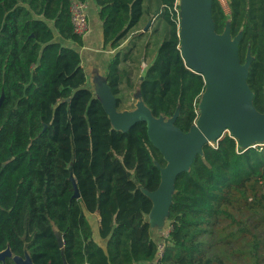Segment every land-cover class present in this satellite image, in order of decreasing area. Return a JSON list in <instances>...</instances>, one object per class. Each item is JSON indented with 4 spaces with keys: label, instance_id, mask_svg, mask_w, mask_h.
I'll list each match as a JSON object with an SVG mask.
<instances>
[{
    "label": "trees",
    "instance_id": "trees-1",
    "mask_svg": "<svg viewBox=\"0 0 264 264\" xmlns=\"http://www.w3.org/2000/svg\"><path fill=\"white\" fill-rule=\"evenodd\" d=\"M94 1L104 46L115 50L106 79L117 109L134 107L140 83L154 116L177 114L188 132L206 83L182 56L178 0ZM71 3L0 0V252L34 264H264V142L240 147L226 133L206 144L175 181L168 236L155 238L149 192L166 161L146 122L116 130L88 87L80 52L66 44H84ZM229 7L213 0L215 29L239 37L242 64L252 56L247 81L264 112V0ZM140 20H152L156 40L150 28L136 31Z\"/></svg>",
    "mask_w": 264,
    "mask_h": 264
},
{
    "label": "water",
    "instance_id": "water-1",
    "mask_svg": "<svg viewBox=\"0 0 264 264\" xmlns=\"http://www.w3.org/2000/svg\"><path fill=\"white\" fill-rule=\"evenodd\" d=\"M183 1L179 3L182 56L188 68L202 74L206 83L198 104V117L188 132L175 125L177 114L171 118L154 116L141 99L140 83L134 94L138 100L136 106L121 111L117 109L106 74L97 75L91 82L92 88L88 86L103 104L116 130L126 131L136 122H146L151 142L166 161V166L161 168L158 188L149 192L153 208L147 219L152 231L156 225L168 223L175 181L180 173L190 169L197 155L203 154L206 144L218 143L226 133L235 137L240 147L264 142V112L256 109L254 92L247 81L252 56L248 55L242 64L239 37L233 38L227 30L222 34L216 32L213 0ZM73 184V197L78 198L80 193L74 180ZM56 237L63 254L62 232L57 231ZM7 257H12L16 264H34L28 253L25 257L13 256L10 248L0 252V262Z\"/></svg>",
    "mask_w": 264,
    "mask_h": 264
},
{
    "label": "crops",
    "instance_id": "crops-1",
    "mask_svg": "<svg viewBox=\"0 0 264 264\" xmlns=\"http://www.w3.org/2000/svg\"><path fill=\"white\" fill-rule=\"evenodd\" d=\"M88 3V18L90 23L89 32L83 37L84 44L83 46H78L73 42H66L69 46L78 50L82 57V65L85 68L88 76L87 85L92 88L91 82L93 79L99 75L100 77L103 74H106L108 63L110 62L114 51L110 47L104 46L103 33H102V22L99 16L100 7L94 0H86ZM180 3V0H178ZM152 20L144 21L140 20L135 26L136 31H146L150 28ZM127 41V40H126ZM143 69L147 67V63H143ZM137 89L135 88V92ZM135 92L133 94H135ZM97 218V217H96ZM99 218H97V221ZM97 221L94 229L95 237L100 244L104 245L103 241L98 236V224Z\"/></svg>",
    "mask_w": 264,
    "mask_h": 264
},
{
    "label": "built area",
    "instance_id": "built-area-1",
    "mask_svg": "<svg viewBox=\"0 0 264 264\" xmlns=\"http://www.w3.org/2000/svg\"><path fill=\"white\" fill-rule=\"evenodd\" d=\"M219 3L225 8L229 5V0H218ZM71 16L74 32L78 35L85 36L90 30V23L88 18V3L87 1L72 0L71 3ZM168 236V234H167ZM166 236V237H167ZM165 243L159 244V254L162 255L164 251Z\"/></svg>",
    "mask_w": 264,
    "mask_h": 264
},
{
    "label": "rangeland",
    "instance_id": "rangeland-1",
    "mask_svg": "<svg viewBox=\"0 0 264 264\" xmlns=\"http://www.w3.org/2000/svg\"><path fill=\"white\" fill-rule=\"evenodd\" d=\"M181 1H183V0H180V2ZM184 2V1H183ZM229 5H226L225 6V10L227 11V12H229ZM179 17H180V7H179ZM180 26V25H179ZM147 31V30H146ZM149 33H151V36L149 37V41L150 42H153L154 40H156V39H154V33L152 32V29L150 28L149 30ZM156 53V47H152L151 49H150V54H152V55H154ZM142 66H143V64H142ZM135 92V91H134ZM133 92V93H134ZM132 93V102L134 103V107L136 106V102L138 101L137 100V98H136V96L134 95ZM239 142H240V140H239ZM92 220H93V226L94 227H96L95 226V224H96V222H95V220H94V216L92 217ZM157 227H155L154 229H153V234H154V236H155V238H161V239H163V238H165L166 236H167V234L169 233V229H170V227L168 226V223H166V224H160V225H156ZM94 230H96V229H94ZM104 243V242H103Z\"/></svg>",
    "mask_w": 264,
    "mask_h": 264
},
{
    "label": "flooded vegetation",
    "instance_id": "flooded-vegetation-1",
    "mask_svg": "<svg viewBox=\"0 0 264 264\" xmlns=\"http://www.w3.org/2000/svg\"><path fill=\"white\" fill-rule=\"evenodd\" d=\"M223 7V6H222ZM230 8V7H229ZM224 11L227 13V14H229L230 13V9H229V12H227L226 10H225V8H224ZM22 257H25V255L24 256H22Z\"/></svg>",
    "mask_w": 264,
    "mask_h": 264
},
{
    "label": "bare ground",
    "instance_id": "bare-ground-1",
    "mask_svg": "<svg viewBox=\"0 0 264 264\" xmlns=\"http://www.w3.org/2000/svg\"><path fill=\"white\" fill-rule=\"evenodd\" d=\"M210 47H211L212 49H214V45H211Z\"/></svg>",
    "mask_w": 264,
    "mask_h": 264
}]
</instances>
